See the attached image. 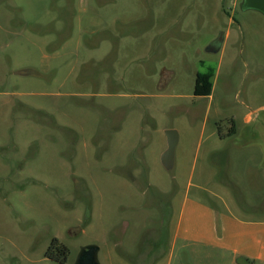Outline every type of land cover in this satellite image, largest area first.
<instances>
[{
  "label": "rangeland",
  "instance_id": "obj_1",
  "mask_svg": "<svg viewBox=\"0 0 264 264\" xmlns=\"http://www.w3.org/2000/svg\"><path fill=\"white\" fill-rule=\"evenodd\" d=\"M241 1L0 0V264H61L54 238L64 264H264L261 233L193 235L264 223V16Z\"/></svg>",
  "mask_w": 264,
  "mask_h": 264
},
{
  "label": "crops",
  "instance_id": "obj_2",
  "mask_svg": "<svg viewBox=\"0 0 264 264\" xmlns=\"http://www.w3.org/2000/svg\"><path fill=\"white\" fill-rule=\"evenodd\" d=\"M193 203H194V201H192V204ZM200 206H201V204L198 205V207H200ZM204 207L206 208L207 213H209V212L211 214L213 213L211 208L206 207V206H204ZM187 212H189V209H188L187 205L185 204V206L183 208L182 216L180 219V223H184V220H186V218H187L186 213ZM225 219H226L225 224L221 222V231L220 232H218V229L216 228L214 221L211 220L210 218L209 219L207 218L203 222L202 225H199V223H198V226H196V229L194 230L193 235H194V233H196V234H198L199 238H201L203 241H214V242L218 243V242L222 241V239L225 236L226 231L229 230V227H236L237 229L235 230L234 233H232V236H234L235 234L237 236H240V235L244 234L245 231L250 230L254 234L255 233H261L263 235V237L261 239L264 240V223H261L258 221L242 220L238 217L236 218L235 216L226 217ZM207 223H209V224L207 225ZM244 226H249V229H246V230L243 229ZM181 227L182 226H179L178 231H182L181 235L183 238L184 237L183 236L184 230H181ZM178 236L179 235L177 234V237ZM219 244L224 245L227 248H230L229 246H227L225 244H222V243H219ZM242 252L243 251H241V250H235L234 249L233 254L237 255V254L242 253Z\"/></svg>",
  "mask_w": 264,
  "mask_h": 264
},
{
  "label": "water",
  "instance_id": "obj_3",
  "mask_svg": "<svg viewBox=\"0 0 264 264\" xmlns=\"http://www.w3.org/2000/svg\"><path fill=\"white\" fill-rule=\"evenodd\" d=\"M240 7L243 9H253L263 14L264 16V0H242ZM221 42L215 40L209 50L217 51L220 48ZM168 139V148L162 155V163L166 168H172L174 165V152L178 143V133L175 129H169L166 132ZM99 246L89 244L83 246L78 254L75 264H100L98 260Z\"/></svg>",
  "mask_w": 264,
  "mask_h": 264
},
{
  "label": "trees",
  "instance_id": "obj_4",
  "mask_svg": "<svg viewBox=\"0 0 264 264\" xmlns=\"http://www.w3.org/2000/svg\"><path fill=\"white\" fill-rule=\"evenodd\" d=\"M215 75V69L209 67L206 71H198L195 78L194 94L197 96H209L213 90V77ZM231 121H235L231 119ZM236 126L232 127L228 136L236 132ZM70 248L64 243H61L58 238H54L48 250L46 256L54 261L64 264L69 256Z\"/></svg>",
  "mask_w": 264,
  "mask_h": 264
},
{
  "label": "flooded vegetation",
  "instance_id": "obj_5",
  "mask_svg": "<svg viewBox=\"0 0 264 264\" xmlns=\"http://www.w3.org/2000/svg\"><path fill=\"white\" fill-rule=\"evenodd\" d=\"M217 40V43L219 42L220 38L216 39Z\"/></svg>",
  "mask_w": 264,
  "mask_h": 264
}]
</instances>
